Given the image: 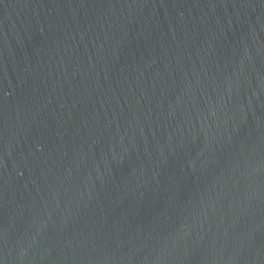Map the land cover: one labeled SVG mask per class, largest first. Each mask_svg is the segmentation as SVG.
I'll list each match as a JSON object with an SVG mask.
<instances>
[{
    "label": "water",
    "instance_id": "water-1",
    "mask_svg": "<svg viewBox=\"0 0 264 264\" xmlns=\"http://www.w3.org/2000/svg\"><path fill=\"white\" fill-rule=\"evenodd\" d=\"M0 264H264V0H0Z\"/></svg>",
    "mask_w": 264,
    "mask_h": 264
}]
</instances>
